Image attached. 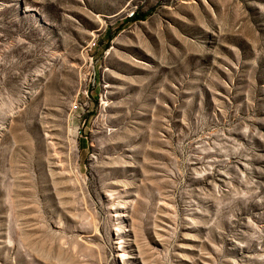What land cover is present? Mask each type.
Returning a JSON list of instances; mask_svg holds the SVG:
<instances>
[{
	"label": "rangeland",
	"instance_id": "1",
	"mask_svg": "<svg viewBox=\"0 0 264 264\" xmlns=\"http://www.w3.org/2000/svg\"><path fill=\"white\" fill-rule=\"evenodd\" d=\"M0 264H264V0H0Z\"/></svg>",
	"mask_w": 264,
	"mask_h": 264
}]
</instances>
